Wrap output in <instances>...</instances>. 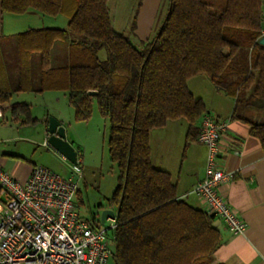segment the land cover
Wrapping results in <instances>:
<instances>
[{
	"label": "trees",
	"instance_id": "16d2710c",
	"mask_svg": "<svg viewBox=\"0 0 264 264\" xmlns=\"http://www.w3.org/2000/svg\"><path fill=\"white\" fill-rule=\"evenodd\" d=\"M108 1L1 0L2 12L67 17L66 28H31L14 36V90L63 91L76 121L88 119L94 103L108 119V156L117 170L107 200L115 212V264H215L220 234L212 224L214 216L179 199L171 175L152 165L150 132L183 119L186 143L197 140L200 119L209 112L187 81L204 75L234 98L231 117L248 123L251 134L264 142V121L237 113L241 105L264 107L261 0H168L156 35L142 49L114 30ZM57 41H68L62 66L51 65ZM101 49L104 60L98 57ZM35 52L39 81L33 89ZM12 91L0 49V102H8ZM11 111L34 121L28 105L13 104Z\"/></svg>",
	"mask_w": 264,
	"mask_h": 264
},
{
	"label": "crops",
	"instance_id": "0c3cea01",
	"mask_svg": "<svg viewBox=\"0 0 264 264\" xmlns=\"http://www.w3.org/2000/svg\"><path fill=\"white\" fill-rule=\"evenodd\" d=\"M161 3L162 0L136 1L135 15L129 28L130 34H133L130 36L131 41L132 38L139 40L142 47L145 42L150 41L149 37L157 21ZM261 4L263 14L264 0H261ZM162 18L164 17H160L159 22H162ZM54 22L57 20L53 16L43 15L33 10H27L22 14L2 12L0 0V49L5 71L13 89L8 102L2 103L4 108L0 116V166L19 181H24L28 177L31 167L35 164L28 160L21 146L16 143L26 141L34 145L32 125L37 118L31 114V103H27L18 96L23 93H34L39 96L49 92L66 94L63 91L52 90L43 92L14 90L18 82V55L16 51V80L12 81L8 71L9 61L5 58V46L8 41L14 40V36L19 32L31 28H56ZM112 26L115 30L113 21ZM261 34H263L262 30ZM142 47L137 48L142 49ZM197 77L196 75L187 81L188 88L190 81L198 79V86L201 85L198 89L201 94L199 96L212 92L213 100L207 103L203 97L197 98L203 101L210 114L227 122L226 129L220 138V167L224 171L232 172L233 177L222 185L221 191L228 204L246 223L243 234H232L220 218L213 217L212 224L220 234V244L213 253V262L215 264H264V142L251 134L248 123L240 118L231 117L235 107L233 97L226 95L221 87L214 85L208 78L206 80V78ZM32 87L38 88L33 85V77ZM189 90L191 91L190 88ZM192 94L194 95L193 92ZM14 96H17V99L12 100ZM13 104L28 105L30 118L35 122L26 121L20 114L13 115L11 111ZM7 113H9L10 124ZM237 113L256 123L264 121V107L243 105L238 108ZM48 115L49 113L42 117L44 127ZM56 118L65 129L60 117ZM186 131L187 122L183 119L167 121L164 126L152 129L149 139L151 162L154 167L165 170L171 175L179 199L193 207L204 209L201 200L191 190L204 176L205 148L198 140L186 143ZM65 136L76 150L77 159L81 162L75 142L66 134Z\"/></svg>",
	"mask_w": 264,
	"mask_h": 264
},
{
	"label": "built area",
	"instance_id": "2783aa9c",
	"mask_svg": "<svg viewBox=\"0 0 264 264\" xmlns=\"http://www.w3.org/2000/svg\"><path fill=\"white\" fill-rule=\"evenodd\" d=\"M3 108L0 102V116ZM199 125L204 176L191 192L232 234H243L246 223L221 191L233 177L220 167V138L227 122L207 113ZM43 144L48 147L46 140ZM78 162L66 177L33 165L24 181L0 166V264H107L113 253V236L108 231L115 227L114 216L105 217L104 223L109 224L103 229L99 216L85 217L80 212Z\"/></svg>",
	"mask_w": 264,
	"mask_h": 264
},
{
	"label": "rangeland",
	"instance_id": "374dc122",
	"mask_svg": "<svg viewBox=\"0 0 264 264\" xmlns=\"http://www.w3.org/2000/svg\"><path fill=\"white\" fill-rule=\"evenodd\" d=\"M137 1V0H136ZM135 0H109L108 10L109 16L115 22V30L119 33L130 37V25L134 18L136 11ZM167 0H162L160 12L157 21L153 26L152 33L149 39L151 40L157 33L162 22H159L160 17H165L167 12ZM164 15V16H163ZM57 22H54V27L65 28L67 24L66 17L57 15ZM164 18H162L163 21ZM23 29V28H22ZM132 38V37H131ZM133 43L141 48L139 40L132 38ZM5 58L9 61L8 71L12 81L16 80V48L14 40L6 43ZM67 47L68 41H57L51 49V65L62 66L67 63ZM100 60H104L106 55L103 49L98 51ZM197 78H206L204 75H197ZM32 77L33 85L38 86L39 79V62L38 53L32 56ZM190 81L189 88L194 93V96L203 97L207 103L213 100L212 92L208 94H201L198 89V79ZM24 99L27 103H31V114L37 120L32 125L33 137L35 139L34 145H30L26 141H18L16 144L20 145L22 152L25 153L28 160L39 166H44L61 176H69L73 164L52 148L45 146V127L44 117L48 116L60 117L65 126V134L69 139L75 142L76 147L79 149V156L81 162L78 165L81 172V179L78 184V192L76 199L80 205V212L85 217L99 216L100 208L107 206V200L110 197L116 186V167L110 162L108 156L107 139L109 122L108 119L102 117L97 110L96 104L92 106V113L90 117L84 121H76L74 118L73 108L69 105L66 95L62 92L45 93L43 96L35 95L34 93H23L18 96ZM17 99L14 96L12 100ZM240 107H243L241 105ZM49 108V110H47ZM8 123L10 122L9 113ZM58 119V118H56ZM43 121V122H42ZM10 124V123H9ZM31 128V126H30ZM27 130V128L25 129ZM13 144V143H11ZM109 222L105 221L101 228H107ZM110 234L111 231L109 230ZM107 264H115L112 256L108 258Z\"/></svg>",
	"mask_w": 264,
	"mask_h": 264
},
{
	"label": "water",
	"instance_id": "95a60500",
	"mask_svg": "<svg viewBox=\"0 0 264 264\" xmlns=\"http://www.w3.org/2000/svg\"><path fill=\"white\" fill-rule=\"evenodd\" d=\"M261 30L263 31V34H261L260 38L258 39V43L264 46V11L261 20ZM89 93L93 94L94 92L89 91ZM45 133V140L48 147L52 148L71 164L77 163V152L72 144L67 141L65 129L58 119L53 116L47 117L45 123ZM114 215L115 212L113 209L102 207L100 208L99 221L101 224H103L105 217H113Z\"/></svg>",
	"mask_w": 264,
	"mask_h": 264
}]
</instances>
